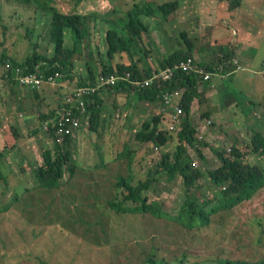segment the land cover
<instances>
[{
	"label": "rangeland",
	"instance_id": "rangeland-1",
	"mask_svg": "<svg viewBox=\"0 0 264 264\" xmlns=\"http://www.w3.org/2000/svg\"><path fill=\"white\" fill-rule=\"evenodd\" d=\"M134 1L142 0H52L51 4L60 12L90 16L88 42L91 46L75 55V63L79 67L84 68L82 62L86 61L98 74L102 71L101 56H107L108 48L106 31L113 22L125 19V12L134 8ZM0 11V55L5 52L18 62L26 54H31L33 44L39 45L41 53H48L51 12L42 11L34 4L26 6L16 0H0ZM104 14L113 22L106 21ZM116 27L125 34L119 25L116 24ZM143 36L139 43L141 52L132 50L131 56L127 52L119 53L114 59L105 62L115 66L118 62H130L132 59L138 61V56L141 59L148 56L156 59L153 55L155 45L157 49L161 46L164 52H171L168 44L158 39L154 44ZM178 39L175 40L177 45ZM144 40L147 51L143 44L141 46ZM182 40L187 45L184 37ZM53 86L55 84L51 82H44L39 91L46 93ZM28 90L32 99L36 100L32 93L35 91ZM117 93L111 90V96ZM124 94L120 95L124 106L114 113L113 122L110 119L100 120L103 129L90 134V137H83L78 143L76 160L79 164L76 174L72 178L65 175L60 188L37 186L27 190V186L33 185L37 179L35 167L37 163H43L40 159L41 150L52 145L51 139H44L40 134L27 140L24 145L26 139L16 142L12 126L25 123L24 117H18L19 123L0 122V144L2 148L5 145L8 147L6 151L10 149L1 161L0 171L4 179L0 178V208L12 202L8 211L0 212V264H152L150 261L153 264H218L219 258L247 261L264 259V188L235 209L211 215L208 225L193 230L186 229L181 223L156 218L148 213L122 214L109 206L110 200L123 197L120 189L116 188L119 176L132 175L133 184H136L138 180L147 177L150 171L159 169L162 173L165 166L163 156L168 155L173 159L178 145L174 134L162 147L152 142H139L135 134L140 128V121L151 119L154 111L153 108L145 109L147 114L139 115L137 111L141 105L140 100L133 93ZM22 97L18 95L19 100ZM14 101L11 100V105ZM49 103L54 104L53 101ZM110 105L115 106L114 103ZM213 121L212 131L218 134L237 135L234 137L243 140L252 136L244 128L239 133L231 121L229 124ZM240 121L242 124L241 115ZM37 126L34 124L32 128L36 129ZM219 142L222 150L213 146L212 151L229 152L232 142L225 138ZM124 145L134 151L131 162L127 158H115V161L111 157L118 154L115 150L120 154ZM16 153L20 156L25 153L27 159L23 168H13L9 164L8 158ZM207 158L206 165L195 158V168L207 172L209 168H216L213 162L219 167L220 161L212 152ZM246 160L252 164L260 163L264 167L263 158L251 151ZM88 166L94 168L87 169ZM163 178L159 188L153 187L144 195L150 197L154 208H160L173 217L179 214L186 197L183 180L180 176ZM205 179H209L208 175H205ZM163 187L168 190L166 193H162ZM209 189L204 187L200 191L208 194ZM213 204L209 203L206 209L209 210Z\"/></svg>",
	"mask_w": 264,
	"mask_h": 264
},
{
	"label": "trees",
	"instance_id": "trees-1",
	"mask_svg": "<svg viewBox=\"0 0 264 264\" xmlns=\"http://www.w3.org/2000/svg\"><path fill=\"white\" fill-rule=\"evenodd\" d=\"M21 4L32 5L34 4L42 11L51 12L52 16L50 19V30H49V51L46 54L39 52V45L33 44V50L29 56L24 60L16 62L13 57H9L5 52L0 55V72H3L2 79L12 81L14 84H18L16 79V73H12L16 68H19L21 74L31 73H42L45 75L53 74L59 70L62 72V77L57 80L55 86L59 81L71 78L76 81H81L76 72H72V67L75 64V55L80 54V50L91 46L90 36V25L88 23L89 14L82 13H64L60 12L59 9L51 4L52 0H16ZM240 0H232L233 4H239ZM178 2L176 0L167 1L163 3L141 2L134 1L133 7L125 12V19L118 20L115 22L124 31L116 27L110 18L104 14L106 21L113 22L106 31V42L108 48L106 50L107 56L104 58L106 61L112 60L119 53L127 52L131 56V53L139 50V41L142 34L148 30L147 17L152 14L160 15L163 18H168L171 13L177 9ZM117 11L118 8H115ZM1 14V11H0ZM93 15V14H92ZM1 23V21H0ZM185 38L186 44L189 48L188 51L180 52L175 51L167 56L161 63V65H152L151 62H147V66L141 69L138 66L137 61H131L130 63L118 62L116 66H112L110 63H106L101 60L102 71L101 73L107 74L117 68L121 72L131 71L133 78L144 79L149 77L152 68L159 69L166 67L167 65H174L179 60L191 55V42L187 38L185 33H182ZM149 54V52H148ZM102 58V56H101ZM224 59H228L225 57ZM100 61V59H99ZM222 61H224L222 59ZM208 70L214 72L213 67H208ZM91 77L88 81H83L86 84H93L96 80L91 68ZM199 76L197 74L183 75L182 83L184 79L187 80L184 86L187 87L182 99L181 104L185 110V117L176 132L177 143L175 157L170 159L168 155L163 156L164 171L160 173L159 169L156 171H150L147 177L142 181L138 180L136 184H133V176H119L116 182V188L120 189V194L123 196L120 200H110L109 206L116 212L122 214H152L156 218L181 223L188 230L195 228L204 227L209 224L211 215L218 212H224L235 209V207L243 204L246 201L251 200L255 196L257 191L264 188V167H261L260 163H250L246 159L251 151L254 155L261 156L264 160V132H254L252 137L248 140H243L238 137L232 139V146L230 151H215L217 158L220 161V166L214 169H208L207 172H202L200 168H195L196 160L190 156L187 152L188 147L194 148L198 156L203 160L201 163L205 164L207 161L203 155L202 149L207 146L206 140L200 142V146L195 148L197 141L198 131L189 117L190 107L193 104V99L198 95L196 87V81ZM70 79V80H71ZM2 81V82H3ZM1 82V83H2ZM126 81H120V84L115 88L117 92H127L128 95H136L138 99H147L149 101H160L162 102V92L157 88H133L127 84ZM82 84V82H80ZM177 83H174V86ZM1 87V84H0ZM28 89V88H27ZM37 96L38 90H36ZM0 92V96H2ZM1 103L7 100L0 97ZM88 100V98H87ZM64 104H68L64 102ZM88 110L91 112L90 118V129L96 130L101 127L98 121L100 116V110L94 105L93 102L89 101ZM0 116H5L0 112ZM47 115H44L46 117ZM47 118V117H46ZM167 118L164 112L153 115L151 119L145 120L139 130L135 134V138L141 143L152 142L157 146H164L168 142L170 137H167L164 133H157V129L161 121ZM202 119L210 118L207 115H202ZM48 119V118H47ZM0 117V122H2ZM6 121H10L7 118ZM3 120V122H6ZM41 122V128L32 130L34 134L41 131V135L44 139H51L52 145L43 148L41 150V161L42 164H38L34 170L36 173V181L31 186H27V190H31L35 187H45L48 189L60 188L63 185V177L69 175L71 178L76 174V168L78 167L76 160L77 154V130L82 126L73 131L70 135L65 136L62 142L56 141V132L52 124H49V129L43 128V125L47 120L45 118H39ZM214 123L212 121L211 126ZM13 133L15 134L16 142H20L19 136H23L21 132V125H12ZM20 126V127H19ZM210 126V127H211ZM44 133V136H43ZM24 142V141H23ZM26 143H24L25 145ZM22 144L19 145V147ZM6 148L0 144V168L2 158L10 152V149L6 151ZM32 153V152H31ZM132 151L128 146L123 147L122 152L118 155L117 159L127 158L128 162L133 160ZM17 154V153H16ZM23 154V153H22ZM8 158V157H7ZM25 153L23 155H13L8 158L9 164L15 167L24 166ZM30 163H33L31 159H28ZM27 161V162H28ZM39 161V158H38ZM162 164V163H161ZM159 164V165H161ZM263 164V163H262ZM158 165V166H159ZM197 165V164H196ZM264 165V164H263ZM82 168H86L81 166ZM94 168V166H88L87 169ZM202 169V168H201ZM165 174V175H164ZM158 175H163L160 178ZM205 175H208V180L205 179ZM172 176H180L183 180L185 190V200L181 205L180 212L176 216H171L170 213L161 210L160 208H154L150 203V197L144 195L153 187L159 188L163 184V177L171 178ZM0 178L4 179V176L0 171ZM206 181V182H205ZM203 182V183H202ZM165 185V184H164ZM211 188L208 194L202 193L203 188ZM166 190H161L162 193H166ZM201 190V191H200ZM213 190V191H212ZM168 191V190H167ZM195 196V197H194ZM210 196V197H209ZM18 196H16V199ZM204 202L202 204L200 202ZM209 203H215L208 210L206 209ZM0 208V212H6L10 209V205ZM153 264V261H150ZM218 264H264V259L259 261H247V260H235L230 258H219Z\"/></svg>",
	"mask_w": 264,
	"mask_h": 264
},
{
	"label": "crops",
	"instance_id": "crops-1",
	"mask_svg": "<svg viewBox=\"0 0 264 264\" xmlns=\"http://www.w3.org/2000/svg\"><path fill=\"white\" fill-rule=\"evenodd\" d=\"M142 1L143 3L144 1L163 3L173 0ZM176 1L179 6L168 18L165 19L156 14L148 16V30L143 33V38L153 41L154 44H156L157 39L159 42L168 44L171 52H164V48L161 46H158L157 49V45H155L153 55L156 59L153 56L144 59L138 56L137 62L139 63L138 66L144 69L147 62H151L152 65H161L162 61L173 52L178 51L179 54H182V51H188V46L182 42V33H185L191 42L190 52L198 62L213 68L222 65V72L214 76L210 83L202 82L200 77L198 78L196 81L198 95L193 99V104L190 107L189 117L194 127L198 132L202 131L205 134V140L208 144L203 147L202 152L205 160L208 161L207 155L211 152L217 157L216 150L212 151L213 146L222 150L219 141L225 138L228 142H232L234 136L237 135L227 133L225 136L224 133L213 132L212 127L214 125L207 127L204 123L206 120L213 119L220 124H229L231 121L239 133L243 131L242 128L250 135H253L254 132H264V0H240L239 4H233V6L232 0ZM177 37L179 38L178 45L175 41ZM146 40L141 41V46L143 44L144 50L147 51L145 47ZM151 46L153 49L154 45ZM139 50L141 52L142 47H139ZM28 54L30 55V53ZM28 54L21 61L29 56ZM225 57H228V59H224ZM104 58L102 56L103 61H106ZM230 59L237 60L241 70H235L234 65L229 62ZM132 61L134 60L132 59ZM82 64L84 68L79 67L77 63L72 67V72H76L81 81H76L74 78H70L71 80L69 78L62 79L57 86L48 88L46 93L38 91L39 95L37 96L36 92H32L35 94L36 100H33L29 90L22 88L20 84H14L9 80H4L1 83L0 92L3 95L0 97L7 101L1 103L0 100V112L5 115L0 117L3 120L7 118L17 123L20 122L18 117L25 118V123H22L21 127L19 126L23 136L18 137L26 139L23 143H27V140H32L35 136L41 134V131L36 134L32 131L35 130L32 128L34 124H38L37 127L41 128L39 118H45L52 124L59 109L63 106L75 105L73 103L75 88L84 85L83 81L86 82L91 77L92 67L86 61H83ZM92 71L96 75V80L93 84H86L85 86H94L98 81L101 72L98 74L94 68H92ZM18 86L26 89V91ZM124 93L127 92H118L111 96V89L105 88L88 99L87 106L89 101L93 102L95 106L99 103L100 118L96 123L101 126L100 120L109 121L110 119L113 122L114 113L119 110V107L124 106V102L120 97V95H125ZM18 95H23L21 100L18 99ZM70 99L71 101H69ZM11 100L16 101L11 105ZM139 100L141 103L137 111L139 115L145 116L147 114L145 109L149 110L150 108H153V115L162 112V102H153L147 99ZM52 101L54 104L50 105L49 102ZM64 102L68 104L66 105ZM111 103H114L115 106L110 105ZM90 113L88 110L86 113L80 114V124L82 126L78 130L75 129V131L77 130V144L80 143L83 137H90V134L97 133L96 130L90 129V122H92ZM203 114L210 118L202 119ZM44 115H47L48 119ZM240 115L242 116V124L240 123ZM147 119L149 118L142 119L140 121L141 125ZM255 119L257 121L253 122ZM3 120L1 121L3 122ZM132 125L134 126L133 123ZM262 126L263 128H261ZM101 129L103 128L100 127L98 132ZM117 151L115 150V153H118L117 155L111 156L114 157L115 161V158L119 155ZM187 151H189L193 160L197 158L201 162L202 159L194 148L188 147ZM213 164L217 167L216 162H213Z\"/></svg>",
	"mask_w": 264,
	"mask_h": 264
},
{
	"label": "built area",
	"instance_id": "built-area-1",
	"mask_svg": "<svg viewBox=\"0 0 264 264\" xmlns=\"http://www.w3.org/2000/svg\"><path fill=\"white\" fill-rule=\"evenodd\" d=\"M231 65H234L235 70H241V66L235 59L229 60ZM16 73V79L18 83L28 89L34 91L41 90L44 82H51L54 84L58 78L62 77V72L59 70L53 74L45 75L42 73L21 74L19 68H16L12 73ZM222 72V65L215 66L214 72L208 70L207 66L198 62L194 56H187L172 66H167L162 69L152 68L149 77L144 79L133 78L131 71L125 72H113L107 75H100L98 81L94 86H78L73 93V103L75 105L63 106L58 110L57 116L53 119V126L56 132V141L62 142L65 136L70 135L76 128H78L81 119L80 114L86 113L87 98H92L97 92L102 89H113L120 84V81H126L127 84L133 88H157L162 92V112H164L167 118L164 120L166 126L164 127L168 133H175L178 131L183 118L186 113L181 104V99L187 87L184 86L187 80L184 79L182 83L183 75L197 74L201 81L211 82L214 76L219 75ZM3 72H0V84ZM174 83H177L174 86ZM71 101V99L69 100ZM99 107V103L96 104ZM207 127L211 126L212 120H206L204 122ZM50 121H46L43 128L49 129ZM163 129V127H161ZM205 140V134L200 131L197 134V141L195 148L200 146V142Z\"/></svg>",
	"mask_w": 264,
	"mask_h": 264
},
{
	"label": "clouds",
	"instance_id": "clouds-1",
	"mask_svg": "<svg viewBox=\"0 0 264 264\" xmlns=\"http://www.w3.org/2000/svg\"><path fill=\"white\" fill-rule=\"evenodd\" d=\"M189 56V55H188ZM187 57V56H186ZM159 66V65H158ZM167 66H172V65H167ZM166 66V67H167ZM165 68V67H164ZM160 69H162L161 67H160ZM116 71H118V72H121V71H119L117 68H114V70L112 71V72H110V73H107V74H111V73H113V72H116ZM107 74H104V73H101L100 75H107ZM99 75V76H100ZM98 76V77H99ZM60 78H58L57 80H59ZM57 82V81H56ZM55 82V83H56ZM54 83V84H55ZM116 88V87H115ZM115 88H113V89H111V90H115ZM42 89V88H41ZM36 92V91H35ZM97 107V106H96ZM166 126V124H165V122L164 121H161L160 122V124H159V127H158V129H157V133H164L165 135H167V137H170V136H173V134L174 135H176V132L175 133H168V131H164V130H166L164 127ZM161 127H163V129L161 128ZM199 133V132H198ZM228 151H230V149H228Z\"/></svg>",
	"mask_w": 264,
	"mask_h": 264
}]
</instances>
